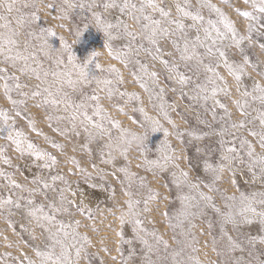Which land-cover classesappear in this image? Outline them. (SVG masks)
<instances>
[{
  "label": "rangeland",
  "instance_id": "1",
  "mask_svg": "<svg viewBox=\"0 0 264 264\" xmlns=\"http://www.w3.org/2000/svg\"><path fill=\"white\" fill-rule=\"evenodd\" d=\"M10 2L13 3L11 11L8 10ZM133 2L139 6L140 0ZM177 2L184 3V0H161V6L170 8L172 16L177 17ZM260 2L256 0L257 4ZM188 3L191 10L199 9L205 18L202 25L198 23L200 32L189 28L188 37H203L207 21H217L220 16L213 8H200L199 0H188ZM206 4L215 5L227 14L241 35H249L248 27H252L251 39L239 47L230 38L218 45L225 51L229 63H240L243 57H248L243 87L239 91L234 76L219 63L217 71L224 80L207 84L209 91L197 95L196 84L205 83V77L210 74L193 61L187 64L180 61L171 38L162 40L157 52L143 35L132 41L113 30L115 38L110 41L112 51H109L108 38L97 27L88 8H73L65 17L60 12L63 0H0V33L17 41L12 55L18 52L28 57L27 61L16 60L13 64L0 55V110L9 118V123H5L0 116V148L4 155L0 165V199L11 196L13 201L0 207V264H42L43 257L38 252H48L55 245V253H61L56 239L71 246L72 264H264V223L251 213L246 214L250 223L239 215L244 203L242 196L249 198L257 211L264 210L260 204L264 200V177L259 165L250 167L248 145L242 144L247 139L257 157L264 155L259 137L251 134L252 130H262L258 116L264 112V104L249 97L247 116L235 104L244 89L252 91L255 83L264 84V48H261L264 13L253 8L252 0H206ZM95 10L112 23L125 21L132 31L141 32L140 25L145 23L142 20L137 23L119 8L105 11L99 0ZM243 11L252 12L256 19L243 17ZM153 17L160 19L159 13ZM185 23L192 21L185 19ZM5 24L8 26L2 27ZM85 25L87 29L77 41L75 32ZM218 26L224 31L222 24ZM47 29H53L56 34L48 35ZM61 36L71 45L78 61H86L96 51L97 62L103 68L114 65L119 73L101 72L95 64L89 65L90 75L110 79L112 85L98 88L93 81L72 88L65 83L62 92L57 91L60 86L57 78L51 75L45 78L43 74L64 69L63 64L57 65V57H63L67 63L68 50ZM200 51L203 53L204 49ZM121 52L128 54L118 59L117 53ZM165 60L167 65L163 63ZM216 60L217 56H205L204 63ZM173 63L178 65L179 73L190 77L189 83H178L176 72L171 70ZM25 65L37 69L40 77L31 71L21 72ZM153 72L157 74L155 77L151 75ZM13 76L19 80L12 79ZM17 83L21 85L19 89L15 87ZM49 85L61 103L45 102L46 98L51 99L43 92ZM214 86L230 88L231 92H218L213 99ZM37 90L42 95L33 96ZM25 92L27 96L23 95ZM93 95H98L99 100L90 99ZM204 95L209 99L205 100ZM12 100L18 103L13 104ZM21 100L25 102L19 103ZM81 104L83 107H76ZM97 104L102 105L100 115H95ZM220 104L227 106L232 114L230 118L225 116ZM84 112L103 128L94 127ZM241 119L246 126L232 129V121ZM5 128L22 132L39 150L55 156L57 162L45 168L46 158L29 159L32 154L19 151L7 139ZM225 128L228 131L221 135V129ZM165 142L174 150L171 151L174 160L164 168L147 164L145 157L154 160L169 153L168 148L161 151ZM228 147H235L236 152L226 153ZM224 155L239 158L232 161L231 170L226 169L221 179H215L206 165L215 167L223 162ZM112 157L115 159L111 160ZM28 159L30 168L25 164ZM121 168H127L128 174L121 172ZM181 171L187 172L188 177L181 176ZM54 176L64 179L53 181ZM38 177L52 187L29 193L28 188L38 187L33 183ZM12 180L22 187H15ZM61 189L74 203L68 206V212L52 213L48 206L52 203L59 206ZM201 193L212 199L205 200ZM232 196L236 199H228ZM30 199L34 205L29 204ZM129 199L138 202L131 209ZM39 204L45 206L46 213L56 215V222L51 226L38 222L30 214V209ZM226 213L235 214V222L227 220ZM135 220L142 223L137 225ZM59 222L71 225L66 228L69 235L64 237L60 233L53 239Z\"/></svg>",
  "mask_w": 264,
  "mask_h": 264
},
{
  "label": "snow or ice",
  "instance_id": "2",
  "mask_svg": "<svg viewBox=\"0 0 264 264\" xmlns=\"http://www.w3.org/2000/svg\"><path fill=\"white\" fill-rule=\"evenodd\" d=\"M99 2L103 3V9L107 11L111 8H119V11L121 13H126L129 16L132 17L133 20H136L137 23H140V21H145V23H141V32L132 31L131 26L126 23L125 21H117L116 23H112L109 20H107L102 12L96 11L98 0H63V5L60 7V12L63 16H67L71 9L79 7V8H88L92 12V17L95 20V24L97 27L106 34L108 38V49L109 51H112L111 43L110 41L114 39L113 36V30H116L118 33H122L125 36H128L131 38L132 41H135L138 36L143 35V38L149 42L150 45H152L157 52L160 51V42L165 39L171 38V42L174 45L175 50L179 54V60L183 61L187 64V62L193 61L195 62V65L199 68L202 67L205 73H208L210 75H207L205 77V83L203 84H196L195 91L196 94L199 95L200 93H207L209 91L207 84L211 83L213 85L216 84V80H224V77L221 76L217 68L219 66V63H223L224 66L228 69L229 73L234 76L235 80L238 84V91L240 87H243L242 85V78L246 74V64L248 62V57H243L242 61L240 63H229L228 57L218 45L222 43L225 39L230 38L232 43L239 47L241 44H243L244 41L250 40L251 36L250 33L252 31L251 25L248 27L249 35H241L236 26L235 23L225 14L220 8L216 7L212 4H206V0H199L200 8H203L204 6H207L209 8H213L220 16V19L217 21L208 20L207 27H203V37L200 35H196L194 39H189L187 30L189 28H194L199 33L200 27H198V23L200 25L204 22V16L202 15V12L197 9L195 11L191 10V5L188 3V0H184V3L177 2L176 3V10L178 12L177 17H173L171 13V9H166L165 7L161 6V0H140L139 6H137V3H134L133 0H120L119 3H117V0H99ZM247 2V0H246ZM253 8L258 10L260 13H264V0H261L259 4L256 3V0H252ZM13 7V3H8V10L11 11ZM151 9V12L148 10ZM239 11V10H238ZM136 13H139L140 15L137 16ZM159 13L160 19H154L153 14ZM241 15L246 18H250L255 20L256 17L253 15L252 12L249 11H243L241 12ZM185 19H190L192 21L191 24H186ZM223 25L224 31L221 30V27L218 25ZM8 25H2V27H7ZM87 29V25H85L84 29L77 28L75 35L77 38V41L80 40L81 36L83 35V32ZM48 35H55V31L53 29H47L45 30ZM146 34V35H145ZM0 40H3V43L0 44V55H4L5 60H12L13 64H15L16 60H24L27 61L28 57L22 56L20 53H16V55H12L13 46L17 43L14 39L11 38V36H5L2 33H0ZM61 40L64 42L65 49L68 50V55L66 57L67 63L65 64V59L63 57H57L56 63L57 65H64V69L62 71H53L51 73L45 72L43 75L45 78H47L49 75L52 77L57 78V82L60 85L57 88V91L62 92L63 84H67L68 86L72 88H76L78 85H87L91 84L93 81L97 84L98 88L100 85L109 86L112 85L113 81L107 78H99L96 75H90L89 65L95 64L96 69H99L101 72L107 71L109 73H119V70L114 65H109L107 69L103 68L100 63L97 62L99 53L94 51L92 52L86 61L80 62L78 59L72 54L71 52V45L68 44V42L65 40L63 36H61ZM44 44H47V40H44ZM7 45L8 47H5ZM203 48L204 52L202 53L200 49ZM261 48H264V45H261ZM147 50V49H146ZM128 51H131V47L129 46ZM241 51L243 49L241 48ZM48 54V53H46ZM127 52H121L117 53V58L126 57ZM207 57H213L217 56L218 60L205 64L204 58ZM156 58V57H154ZM165 65L168 64V61H163ZM178 65L176 63H173L171 66V70L173 72H176V79L179 84L185 85L189 83L190 77L181 74L177 71ZM6 71V70H5ZM21 72H28L31 71L34 74H36L37 78L40 77V73L37 71V69L32 68L29 69L27 65L22 67L20 69ZM152 76H156L157 74L155 72L151 73ZM14 80H19V77L13 76L11 77ZM122 79V77H121ZM17 89L21 87L19 83L15 85ZM6 94L9 91V85L6 83L4 85ZM37 89H39V85H37ZM109 95H112V89L109 88ZM43 92H46L48 94V97H51V99H45V102H50L53 105H57L61 103L62 101L59 99H56L54 94L51 91V85L48 87H45L43 89ZM218 92H224L226 94H230L231 89L230 88H223V87H216L214 86L211 89V95L214 99L216 94ZM24 96H27L28 93H23ZM33 96H40L42 95L41 91L37 90L32 93ZM64 96H67V93H63ZM251 98L253 100H259L261 104H264V84H261L259 82L254 84V87L252 91H248L247 89H244L240 93V98L235 100V104L238 106L240 111L243 113L244 116H247V108L249 105L248 98ZM9 99H11V96H8ZM194 99L196 96L193 97ZM90 99L94 101L99 100L98 95H93L90 97ZM204 99H209L208 95H204ZM25 101L21 100L19 103H24ZM216 103H219V101H215ZM13 104L18 103L16 100H12ZM65 103H71V101H65ZM221 108L225 109V116L231 117V112L227 109V106L225 104L219 105ZM76 107L80 108L83 107V104L77 105ZM102 105L97 104L96 106V112L95 115H100L102 111ZM83 115L85 118L90 122L93 123L94 127L97 128H103V125L101 124H95L92 120L91 116H88L87 112H84ZM167 115V113H165ZM0 116L4 117L5 123L9 119L6 112L4 110H0ZM73 121H75L76 116L73 115L72 117ZM258 119L261 124V131L257 132L255 130L251 131V134L253 136L259 137V142L262 148H264V112H261L258 116ZM117 126H119V122L115 121ZM174 123V122H173ZM75 126V125H73ZM245 121L243 119L239 121H232L231 128L232 129H242L244 128ZM87 130V129H86ZM155 130V129H154ZM5 131L7 132V139L11 140L15 143L17 149L21 152H30L32 155H34L37 158H46L47 163L44 164L45 168L52 167L56 162L57 158L50 153L43 152L37 148L36 145L31 143L30 141L26 142L23 138L24 134L22 132L16 131L15 135H13V132L5 128ZM166 131V130H165ZM228 130L221 129V135H224ZM223 143V141H222ZM242 144L248 145V153L247 155L252 158L250 161V167H256L259 165L260 174L261 177H264V155H260L259 157L256 156L255 148L254 146L247 140L243 139ZM56 147H63L62 145H55ZM165 148H168L170 151L168 154H163L159 159L154 160H148L147 157H145V161L147 164H150L154 167L158 168H164L166 167L170 162L174 160V156L171 154V146L165 142V145L162 146L161 151L162 153L165 151ZM0 151H3L2 148H0ZM226 153H235L236 148L235 147H228L225 149ZM237 156L232 155H224L222 157V163L216 165L213 167L211 164H207L206 167L208 170H210L213 174L215 179H221L223 176V173L226 169L231 170L232 161L234 159H238ZM115 157H112L111 160H114ZM109 160L108 162H111ZM78 163V162H77ZM121 172H124L128 174L129 170L127 168H121ZM131 175H135L134 173H131ZM181 176L187 178L188 173L181 171ZM64 177L62 176H54L52 177V180H63ZM11 183L15 187H22L21 185L17 184L15 180H12ZM33 183L38 185L36 188H28L27 191L29 193H36L40 191L41 189L47 190L52 185H50L48 182H46L43 178H35ZM195 187V185H193ZM131 195V194H130ZM203 198L205 200H211L212 198L210 196H206L203 193H201ZM228 199L235 200L236 197L232 196ZM241 200L244 202L242 203V206L239 211V215L244 218V222L250 223L251 219L249 218L247 213L253 214V217L259 218L261 223H264V210L257 211V209L253 206L252 202L249 200V198L242 196ZM12 198L9 196L7 199H0V207H4L5 205L12 204ZM74 201L69 200L67 196L65 195V190H60V198H59V206H57L56 203L49 204V208L51 209L52 213H58V212H68L69 207ZM129 208L131 209L134 205L133 200H128ZM146 203V202H145ZM30 205H34V200H29ZM260 204L264 205V200L260 201ZM19 206V205H17ZM44 205L39 204L35 205L30 209V214L35 217V219L40 222L44 221L47 222L49 226L52 225L53 222H56V215L55 214H49L44 211ZM227 220L231 222H235V214L233 213H226ZM121 222L124 221L123 215L121 216ZM137 225L141 224L142 222L140 220L134 221ZM79 223V222H77ZM43 227V224H41ZM71 227V225H65L63 222H59V228L57 229V232L53 234V239H56V237L59 236L60 233H63L64 237H67L69 235L68 231H66V228ZM49 231L51 232V227H49ZM229 240H231V237H229ZM56 243L60 244L61 246V253L57 255L55 253V245L51 247V249L48 252H38L37 254L43 257L42 264H48L49 261H52V264H72L71 255H70V245H67L64 243L63 240L56 239ZM144 243L147 245V240H144ZM166 243V242H165ZM80 255V249H76V256L79 257ZM32 264V262H30Z\"/></svg>",
  "mask_w": 264,
  "mask_h": 264
},
{
  "label": "bare ground",
  "instance_id": "3",
  "mask_svg": "<svg viewBox=\"0 0 264 264\" xmlns=\"http://www.w3.org/2000/svg\"><path fill=\"white\" fill-rule=\"evenodd\" d=\"M7 123H9L8 121H7ZM13 133L15 132V130H13L12 128L10 129ZM23 138L25 139V141L26 142H28V141H30L25 135L23 136ZM31 142V141H30ZM32 143V142H31ZM34 158V155H31L30 157H29V159H33ZM28 159V162H26L25 164H26V167H28V168H30V167H32V164H31V160H29ZM3 162H4V155H3V153H2V151H0V165L2 164L3 165ZM2 185H3V183H2ZM4 187V186H3ZM90 201H91V203L93 202V200L92 199H89ZM88 200V201H89Z\"/></svg>",
  "mask_w": 264,
  "mask_h": 264
}]
</instances>
